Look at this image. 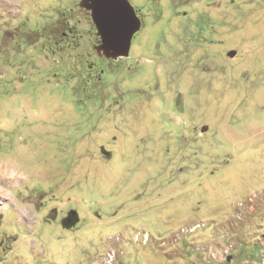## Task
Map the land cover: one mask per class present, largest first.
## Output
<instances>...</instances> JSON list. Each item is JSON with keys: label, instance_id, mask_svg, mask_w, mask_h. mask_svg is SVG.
Here are the masks:
<instances>
[{"label": "rangeland", "instance_id": "1", "mask_svg": "<svg viewBox=\"0 0 264 264\" xmlns=\"http://www.w3.org/2000/svg\"><path fill=\"white\" fill-rule=\"evenodd\" d=\"M128 2L94 71L78 0H0V264H264V0Z\"/></svg>", "mask_w": 264, "mask_h": 264}, {"label": "water", "instance_id": "2", "mask_svg": "<svg viewBox=\"0 0 264 264\" xmlns=\"http://www.w3.org/2000/svg\"><path fill=\"white\" fill-rule=\"evenodd\" d=\"M80 6L90 12V20L101 42L98 48L113 59L128 56L132 37L141 26L128 0H82ZM228 54L234 57L236 51Z\"/></svg>", "mask_w": 264, "mask_h": 264}, {"label": "flooded vegetation", "instance_id": "3", "mask_svg": "<svg viewBox=\"0 0 264 264\" xmlns=\"http://www.w3.org/2000/svg\"><path fill=\"white\" fill-rule=\"evenodd\" d=\"M79 1H81V0H78V3H77V5H76V7H77V9H76V12L77 13H79V14H81V15H85L88 19H90V12L88 11V10H86L85 8H82L81 6H80V3L82 2H80L79 3ZM130 3V2H129ZM131 4V3H130ZM58 5H60V4H58ZM131 6L133 7V9H134V11H135V14H136V16L140 19V23H141V26H140V28L142 27V25H143V21H146V17H147V14L145 13V15L144 16H142L141 15V17H140V15H139V13H138V10L134 7V5L133 4H131ZM74 10V9H73ZM68 14L69 13H66V12H59V16L61 17V18H66L67 16H68ZM134 36V35H133ZM96 38V45H94L93 46V51L96 53L97 52V54H98V59H96V60H90L89 61V70H94L95 69V64L96 63H99V61H106V62H114V61H120L121 59H125V61H126V59L127 58H129L131 55H130V49H131V46H130V49H129V54H128V56H124V57H118L117 59H113V58H110V57H107L105 54H104V52L102 51V50H100L98 47H99V45L101 44V42H100V39H99V37H95ZM133 38V37H132ZM131 42H132V40H131ZM90 55H92V52H87V56L88 57H90ZM94 71H96V70H94ZM93 71V73H95ZM60 218V219H59ZM58 219L59 220H51L52 222L54 221L55 223H57V222H60V224H58V225H60L61 227H64V228H70V227H76L77 225H78V223H79V217H78V215H77V213H76V211H74L73 209H71L66 215H62L61 217H59Z\"/></svg>", "mask_w": 264, "mask_h": 264}, {"label": "built area", "instance_id": "4", "mask_svg": "<svg viewBox=\"0 0 264 264\" xmlns=\"http://www.w3.org/2000/svg\"><path fill=\"white\" fill-rule=\"evenodd\" d=\"M251 264H255V262L254 263H251Z\"/></svg>", "mask_w": 264, "mask_h": 264}, {"label": "bare ground", "instance_id": "5", "mask_svg": "<svg viewBox=\"0 0 264 264\" xmlns=\"http://www.w3.org/2000/svg\"><path fill=\"white\" fill-rule=\"evenodd\" d=\"M10 177V176H9ZM6 204V203H5Z\"/></svg>", "mask_w": 264, "mask_h": 264}]
</instances>
